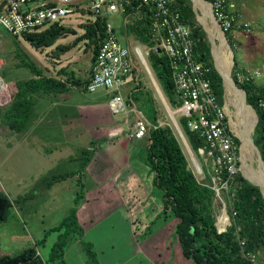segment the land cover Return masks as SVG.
<instances>
[{
    "label": "rangeland",
    "instance_id": "1",
    "mask_svg": "<svg viewBox=\"0 0 264 264\" xmlns=\"http://www.w3.org/2000/svg\"><path fill=\"white\" fill-rule=\"evenodd\" d=\"M239 12L241 19L251 24V33L238 34L235 38L225 35L233 59L231 78L239 84L264 88V0H241ZM92 19L91 15L78 17L72 21L67 34L52 46L40 49H34L23 37L12 36L0 27V81L7 86L12 99L24 84L37 78H51L67 86L61 94L36 92L31 95L33 103L25 128L33 132L31 136L41 137L39 145H35L37 139L24 141L21 138L24 134L13 131L0 114V192L12 204L7 219L0 222V256H14L33 248L46 264H90L85 241L92 245L100 264H193L181 253L172 216L160 214L161 192L153 188L154 173L143 162L145 147L131 137L134 108L143 113L151 126L170 127L147 76L141 75L142 92L149 90L151 94L156 123L149 115L150 106L146 105L143 94L133 93L134 84L121 89L126 113L116 115L107 107L109 92L98 90L89 94L81 89L88 77L91 56L85 40L80 37L81 24ZM107 23L118 30L119 16H108ZM204 38L210 44L205 32ZM59 45L72 46L68 52L60 54L56 50ZM207 62L214 68L211 46ZM256 70L259 75L253 74ZM226 99L223 90L220 104L223 109ZM230 111L234 109L230 107ZM248 113L254 122L251 112ZM175 118L178 123L182 117L174 115ZM226 122L231 130L227 114ZM178 126L183 133L179 123ZM252 138L255 144V131ZM95 142L101 143L97 149L92 145ZM91 149V158L84 163V152ZM192 153L200 172L184 153L188 168L202 184H208L210 178L217 192L215 221L224 205L222 214L230 217L232 225L236 217L233 182L226 183L223 173H215L218 168L205 153L199 150ZM77 170L82 176L83 196L77 183L79 175L57 180ZM236 171L234 176L241 175L239 163ZM77 195L81 197L75 204ZM71 209L77 210L76 215L79 213L77 221L85 230L83 240L74 233L63 235L62 259L49 262V252L63 232L51 230L62 223ZM243 257L250 264H264L263 251L243 254Z\"/></svg>",
    "mask_w": 264,
    "mask_h": 264
},
{
    "label": "built area",
    "instance_id": "2",
    "mask_svg": "<svg viewBox=\"0 0 264 264\" xmlns=\"http://www.w3.org/2000/svg\"><path fill=\"white\" fill-rule=\"evenodd\" d=\"M181 1L0 0V27L16 37L41 34L51 29L65 30L64 34H67L72 21L80 16H93L92 20L81 24V36L96 22L102 31L95 26L92 44L84 38L91 56L88 77L81 89L89 94L98 90L109 92L107 106L114 115L126 113V103L121 95L124 86L134 84L135 88L142 83V73L153 86L152 81L156 80L149 56L160 51L171 72L178 104L176 116L191 119L188 128L204 142V147L198 150L217 166L216 174L226 172L229 175L224 180L227 183L237 173L235 137L212 89L211 68L194 52L193 27L181 15ZM240 1L212 0L210 3L214 18L226 36L235 38L238 34L251 33V24L241 19ZM111 15L119 16L118 30L107 23V17ZM95 46L96 52L93 51ZM253 74L260 72L256 70ZM12 101L10 91L0 81V110L9 108ZM259 106L264 108L262 100H259ZM133 112L135 121L131 137L141 139L156 127L149 124L141 111L134 108Z\"/></svg>",
    "mask_w": 264,
    "mask_h": 264
},
{
    "label": "trees",
    "instance_id": "3",
    "mask_svg": "<svg viewBox=\"0 0 264 264\" xmlns=\"http://www.w3.org/2000/svg\"><path fill=\"white\" fill-rule=\"evenodd\" d=\"M206 1L212 3V0ZM180 11L184 21L193 27L194 52L197 58L208 64L210 44L204 38V32L196 21L191 2L189 0H182L180 2ZM95 26L99 27L98 29L102 31L101 25L96 22L93 26L87 27V32L81 36L82 39H89L90 44L94 43ZM64 32L65 30L61 29H51L41 34L24 35L23 39L34 49H40L52 46L59 37L65 35ZM71 46L59 45L56 47V50L60 54H64L71 49ZM96 49L95 46L93 51L96 52ZM149 60L152 73L166 104L171 111H175L171 108H177L178 104L174 97V86L167 60L157 52L150 53ZM208 65L211 68V86L218 98V102L221 104L223 95L221 78L213 66L211 64ZM235 82L245 92L246 103L255 110L259 117L255 130L257 137L255 144L259 148L264 163V108L259 106V100L264 102V88H255L250 83L239 84L237 81ZM143 88V84L140 83L135 86L133 93L143 94L146 99V105L150 106L149 115L152 117L153 122L156 123L157 114L153 107L151 94L149 90L143 93ZM66 90L67 86L63 82L51 78H37L26 83L18 94L13 96L10 107L6 110H0L2 120L13 131L19 133L25 128L26 122L30 118L32 107L31 95L33 93L61 94ZM154 92L157 96L156 91ZM157 98L165 111L158 96ZM166 116L171 128L169 126L159 127L155 125V129H150L140 139V145L145 147L143 162L154 173L152 186L155 190L161 192V215L166 217L169 214L175 221L174 233L183 257L191 260L193 264H250L249 260L243 257V254H254L256 251L264 252V200L260 194V188L246 182L239 173L228 180V182L232 181L234 183H232L231 189L234 193L236 217L233 224L230 227L228 226L225 232L218 233L215 226V190L212 188L213 184L209 180L210 178L208 179V184L200 183L188 168L184 153L191 164L189 155L167 113ZM251 116L255 122L252 113ZM190 120L189 118H179L178 123L183 130L184 134H182L189 149L192 150L191 152L197 153L199 148L204 147V142L195 132H192L188 128ZM234 140L237 147L236 154L238 155L239 141L236 138ZM100 144V142H95L92 145L94 149H97ZM92 153L93 149L84 152V163H88ZM236 164L238 166V163ZM75 175H79L77 183L81 188L80 194L83 196L84 186L80 184L82 176L79 170L58 177L57 180L59 182L65 181ZM228 177L229 175L225 172L223 180H226ZM81 196L77 195L75 197V204L80 200ZM11 206L12 204L8 197L0 192V222L7 219ZM76 211L75 209H71L69 215L62 223L51 230V232H60L61 230L63 232L58 235V240L49 252V262H56L62 259L65 242L64 237H62L63 235L67 237V235L69 236L74 233L78 236L79 240H83L84 230L79 226ZM225 219L229 220L226 216ZM216 225L218 228L223 226L220 223ZM240 242H243L242 246H240ZM83 244L86 254L90 259V264H99L92 245L85 241ZM0 264L46 263L36 256L33 248H29L14 256H0Z\"/></svg>",
    "mask_w": 264,
    "mask_h": 264
},
{
    "label": "bare ground",
    "instance_id": "4",
    "mask_svg": "<svg viewBox=\"0 0 264 264\" xmlns=\"http://www.w3.org/2000/svg\"><path fill=\"white\" fill-rule=\"evenodd\" d=\"M193 1L196 2V0H193ZM215 41L216 42L218 41L219 45L218 46L216 45L212 49V56H213V60H214V65L218 68V70L220 71V73L222 75L227 77L229 74V77H230V72H231V68L233 65L232 53L230 51H228L227 46L224 42V37L222 35L216 36ZM226 85H227V82H226ZM156 93H157L161 103L163 104L170 121L172 122L173 126L175 127L176 132L179 135V137H180V139H181V141H182V143H183V145H184V147H185V149L189 155L191 165L194 167V169H197V171L200 172V167H199L197 161L195 160V158L193 157V154H192L191 150L189 149L183 134H181L182 132H180L181 130L178 127L176 120L174 119V115H176V111H171L169 109V107L166 104L165 99L162 96V93L160 92L159 89H158V91H156ZM226 100H227V102L224 105V111L229 117L231 131H232V133H234L235 138L239 141V147L241 146L240 149L238 147V149L240 150V152H238V156L240 157L242 162H248L252 158V154H251V151L253 150L252 135L255 131V127H253V125L255 126L256 122H253L251 120L250 114L248 113V112H250V110L247 107L243 106L237 97H234L232 99H226ZM230 107H232L234 109L233 112L230 111ZM244 176L246 177L247 182H249V183L260 188V192H261V194L263 196L262 198L264 200V179L261 177V175L255 174L253 176V175L247 174L244 171ZM221 211L222 212L217 217L215 224L220 223V225H223L220 228H218L216 225V228L218 231L224 232L226 230V228L231 225V220H230L229 216H226L230 220V223H229V220L225 219V215L222 214V213H225V206L222 207Z\"/></svg>",
    "mask_w": 264,
    "mask_h": 264
},
{
    "label": "water",
    "instance_id": "5",
    "mask_svg": "<svg viewBox=\"0 0 264 264\" xmlns=\"http://www.w3.org/2000/svg\"><path fill=\"white\" fill-rule=\"evenodd\" d=\"M189 1L191 2L192 9L196 14L197 23L200 25L202 30L209 36L211 48L213 49L216 46V41H215L216 36L222 35L224 37V42L227 46V49H229L225 35L222 32L221 28L219 27V25L217 24V22L214 18L210 3L207 2L206 0H196V2H194L193 0H189ZM158 53H160V51H158ZM214 69L217 72V74L219 75V77L221 78L222 88L224 90V94L227 96V99H232L234 97H237L238 100L240 101V103L250 110L253 117L255 118V122L257 123L259 120L257 113L255 112V110L251 106H249L246 103L245 92L240 87L237 86L236 82L231 78V74H230V77H229V74L227 77H225L224 75H222L220 73V71L218 70V68L215 65H214ZM226 82H227V85H226ZM152 83H153L154 90L158 91L159 87H158L156 81L153 80ZM162 96H163V94H162ZM256 123H255V125H256ZM240 148H241V146L239 147V149ZM239 149H238V152H240ZM251 154H252V158L248 162H242L240 157L238 156V163H239V167H240L241 177L247 181L246 177L244 176V171H245L247 174L253 175V176L255 174H259L264 179V163H263L260 151L255 146L254 143H253V150L251 151ZM261 196H262V194H261ZM215 226H216V224H215ZM218 233H222V232L218 231Z\"/></svg>",
    "mask_w": 264,
    "mask_h": 264
},
{
    "label": "crops",
    "instance_id": "6",
    "mask_svg": "<svg viewBox=\"0 0 264 264\" xmlns=\"http://www.w3.org/2000/svg\"><path fill=\"white\" fill-rule=\"evenodd\" d=\"M162 93V92H161ZM32 103H33V99H32ZM108 107V106H107ZM30 133H33V132H28V130H26V128L22 129V131L20 132V134H24L21 138L24 140V141H31V140H34V139H37V144L35 145H39V139L41 137H36L35 135L34 136H31ZM138 143H140V139H137ZM51 156H53L52 154H50ZM160 201V204L158 205V207L160 208L161 212L160 214L162 213V205H161V198L159 199ZM77 217L79 218V213L77 214ZM87 217V215H86ZM83 220H85V217L83 216ZM174 225H175V221H174ZM89 228V227H88ZM84 230V229H83ZM84 233H85V230H84ZM98 263L100 264L99 260H98Z\"/></svg>",
    "mask_w": 264,
    "mask_h": 264
}]
</instances>
